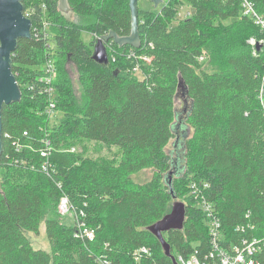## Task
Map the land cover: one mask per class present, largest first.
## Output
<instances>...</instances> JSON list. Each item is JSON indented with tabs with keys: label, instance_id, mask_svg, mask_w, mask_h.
Returning a JSON list of instances; mask_svg holds the SVG:
<instances>
[{
	"label": "trees",
	"instance_id": "obj_1",
	"mask_svg": "<svg viewBox=\"0 0 264 264\" xmlns=\"http://www.w3.org/2000/svg\"><path fill=\"white\" fill-rule=\"evenodd\" d=\"M68 1L78 22L63 20L59 0H23L32 37L19 39L11 57L22 101L2 111L0 264H173L148 231L171 211V172L177 199L182 183L189 200L184 228L164 235L176 259L209 249L207 217L189 194L193 181L210 186L206 198L222 223L225 246L263 238L264 46L246 43L254 27L260 29L243 16V0H184L195 13L176 26L180 3L166 4L159 13L139 8L140 46L120 47L111 39L108 65L93 60L95 43H84L82 34L130 36V0ZM249 1L264 16V0ZM44 11L55 21L49 20L58 68L55 122L44 113L45 100H32L25 88L44 61L46 42L33 30ZM228 20L242 23L213 42L218 66L207 70L210 35ZM68 62L81 74L80 104L69 88ZM181 94L190 102L184 121L192 130L182 166L167 151L179 128ZM27 106L35 110L27 112ZM46 140L51 153L43 157ZM75 140L116 147L119 159L84 157L75 152ZM149 168L150 181L134 182V175ZM64 196L93 230V240L79 235L76 223H62L58 205ZM43 221L51 252L34 249L27 236L38 233ZM144 247L152 254L139 263L135 252ZM257 258L264 264V243Z\"/></svg>",
	"mask_w": 264,
	"mask_h": 264
},
{
	"label": "built area",
	"instance_id": "obj_2",
	"mask_svg": "<svg viewBox=\"0 0 264 264\" xmlns=\"http://www.w3.org/2000/svg\"><path fill=\"white\" fill-rule=\"evenodd\" d=\"M242 6L243 16L251 19L264 35V16L256 11L253 3L249 0H243ZM188 15L190 16L191 14L188 13ZM50 26L51 24L43 21L40 27L33 29L36 37L40 36L45 40L46 50L43 63L34 68L36 71L35 79L27 83L25 88L32 100H36L38 97L45 100L44 113L53 119L57 117L56 82L58 79V68L56 64V50L54 49V45L52 46L50 43ZM260 42L264 44V39ZM260 42L252 40L251 45L256 47L261 45ZM51 145V141L46 140V150L41 153L43 157L50 156ZM49 166L47 162L45 168ZM209 187V184L204 181H193L189 186L190 196L196 201L197 207L207 217L206 227L208 228L209 249L203 255H200L196 249L188 258L180 256L176 259V262L178 264H262L257 258V255L261 251L264 237L245 238L238 244L232 243L230 247L225 246L227 237L223 232L222 223L215 212L213 204L206 198V191ZM58 212L61 216H67L70 213L73 214L75 218L74 223H76L79 229V235H85L90 240H93V230L86 228L85 224L80 221L81 217L77 214V210L73 208L66 196L61 198L58 205ZM81 214L83 215V213ZM151 254L150 248L144 247L135 252V259L139 261L143 255L150 257Z\"/></svg>",
	"mask_w": 264,
	"mask_h": 264
},
{
	"label": "rangeland",
	"instance_id": "obj_3",
	"mask_svg": "<svg viewBox=\"0 0 264 264\" xmlns=\"http://www.w3.org/2000/svg\"><path fill=\"white\" fill-rule=\"evenodd\" d=\"M162 3H160L158 6L155 5L154 2L150 1V0H140L139 1V8L143 11H149V12H155V13H159L160 10L166 5V4H170L171 6H173V4L175 3H180L177 4L175 6V8L177 9V13H176V19L172 22V26H176L178 25L179 21L185 19V17L188 15V13L190 14H194L195 11L194 9L188 5V3L184 0H161ZM182 2V3H181ZM68 5L69 8L72 10V7L70 6V2L68 1ZM59 6V3H58ZM28 11L29 14H33V9L31 7L28 6ZM60 11V10H59ZM73 12V17L70 19L68 17H66L61 11L60 13L62 15H64L63 20H67L70 22H78L79 18L78 16L75 14V12L72 10ZM43 21L51 24L52 23L49 21L53 18H51L50 14L47 11H44L43 14ZM52 21V20H51ZM53 22L54 19H53ZM242 22L238 21V20H228L225 21L221 24H217V27L215 28V31H213V33L210 35V43L205 51V59L203 58V62H204V66L207 70H212V69H216V67L218 66L216 64V62L214 61V51H213V42L216 41H220L217 37L221 36V35H225L228 30H231L233 28H238L239 24H241ZM56 24V23H55ZM252 24V23H251ZM253 25V24H252ZM101 37H97L96 35H94L91 32H83L82 34V40L84 41V43H86L87 45H92V44H96V42L98 41V39H100ZM233 42H237V37H233L232 38ZM264 39V35L261 34L260 31H258L257 28L254 27V31L253 34L247 39L246 43L251 45L252 40H256V41H262ZM218 40V41H217ZM50 43L53 46V42L51 40L50 37ZM94 44V46H95ZM261 44V47L264 46V44ZM108 43L106 42V47H107ZM254 47V46H252ZM93 48V45H92ZM107 51H108V47H107ZM66 69V77L69 80V88L71 90V93L74 95V97L76 98V100L78 101V103H82V99H83V92H84V88L82 86L81 83V74L78 71L77 67L73 64L68 62L65 66ZM133 74L138 77L139 79L143 78V74L136 70L135 72H133ZM61 80V77H60ZM190 106V102L186 101V99L184 98V96L181 94L179 95V97L177 98L176 101V111H177V119L176 122L179 125V128L177 130V136L175 139H173L169 145V147L167 148V151L173 155L174 159L177 160H181L180 165H183V160H184V152H185V142L187 139H189L191 137L192 134V130L190 127L187 126V124L185 123L184 119H185V113L186 110L189 108ZM187 107V109H186ZM38 109V108H37ZM29 110L34 111L35 108L33 107H28L25 109V111L29 112ZM60 116V115H59ZM63 116V115H62ZM61 116V117H62ZM51 122H55V120H51ZM75 152L82 154L84 157L88 156V157H94V158H102L105 159L106 161H110V162H116L119 159V151L118 148L116 147H110V148H106V147H101L100 145H97L96 143H83V141H77L75 140ZM154 175V170L153 169H145L141 172H139L138 174L133 176V180L136 183H146L148 181H150L152 179ZM2 177H3V173H2V169L0 166V184L2 181ZM184 184L179 183L178 187L180 186V191H183L182 195L177 199V201L179 202H183L185 203V205L189 204V200L187 199V197L183 196L184 194ZM61 221L63 224H66L68 226L74 224L75 218L73 214H68L67 216H61L59 215ZM27 236L29 237L32 246L34 249L38 250H44L47 252H51V246L46 234V227H45V222L43 221L41 226H40V230L38 233H27ZM141 261H139L140 263Z\"/></svg>",
	"mask_w": 264,
	"mask_h": 264
},
{
	"label": "water",
	"instance_id": "obj_4",
	"mask_svg": "<svg viewBox=\"0 0 264 264\" xmlns=\"http://www.w3.org/2000/svg\"><path fill=\"white\" fill-rule=\"evenodd\" d=\"M139 1L130 0L132 13V31L128 37H119L115 33L103 36L96 42L93 52V60L100 65L109 64V55L106 47L111 39L118 46L130 45L138 48L141 44L139 33ZM158 6L161 0H150ZM59 10L68 18L73 17L69 8L68 0H59ZM32 21L24 14L23 0H0V159L2 154V111L4 106H9L22 101L21 87L12 71V55L16 51L19 39H31ZM261 48V45H258ZM118 72H116L117 74ZM264 95V90H263ZM176 174V173H175ZM178 174V173H177ZM176 174V176H177ZM167 184L174 198L171 211L160 221L148 228L162 244L167 257L171 258L173 264H178L173 256L171 247L165 239V234L172 230H182L186 221V205L177 201L173 190V172L167 178Z\"/></svg>",
	"mask_w": 264,
	"mask_h": 264
}]
</instances>
